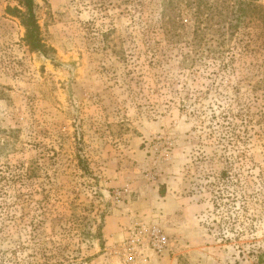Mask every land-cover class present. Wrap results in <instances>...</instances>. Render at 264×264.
<instances>
[{"label": "rangeland", "instance_id": "obj_1", "mask_svg": "<svg viewBox=\"0 0 264 264\" xmlns=\"http://www.w3.org/2000/svg\"><path fill=\"white\" fill-rule=\"evenodd\" d=\"M194 2L0 0V264H264V30Z\"/></svg>", "mask_w": 264, "mask_h": 264}, {"label": "trees", "instance_id": "obj_2", "mask_svg": "<svg viewBox=\"0 0 264 264\" xmlns=\"http://www.w3.org/2000/svg\"><path fill=\"white\" fill-rule=\"evenodd\" d=\"M19 1L22 4L23 10L17 8L10 9L12 11L16 10L19 17L21 18V21L26 29L25 41L27 45H29L32 50H37L47 54L48 50H50V47L43 41L41 28L35 12L34 0ZM194 1V7L196 8L199 19H201L204 13H207L208 17L213 16V14L215 15L213 7H210L208 4V0ZM216 14L221 15V21H224L223 23H225L222 28L224 29L223 33L225 35H229V43H232L234 37H236L242 27L251 25L253 28H263L264 30V4L261 2V0H229L226 12L222 14V11H217ZM197 29L200 30V27ZM197 37L199 39L202 38L200 36V32L199 35L197 34ZM250 37V40H248L242 46L239 52L240 56H245L246 54L248 55L249 53L258 50L256 48L257 44H255L258 42V37ZM197 45V42L192 44L193 47H196L195 50L198 49ZM234 58L235 56L229 57V66L233 65ZM240 61L242 62L243 59ZM236 70V67L232 68L233 72Z\"/></svg>", "mask_w": 264, "mask_h": 264}, {"label": "built area", "instance_id": "obj_3", "mask_svg": "<svg viewBox=\"0 0 264 264\" xmlns=\"http://www.w3.org/2000/svg\"><path fill=\"white\" fill-rule=\"evenodd\" d=\"M148 243L157 252H162L168 246V238L161 228H152L148 234ZM141 244L136 233L132 234L128 240V245L136 249Z\"/></svg>", "mask_w": 264, "mask_h": 264}, {"label": "crops", "instance_id": "obj_4", "mask_svg": "<svg viewBox=\"0 0 264 264\" xmlns=\"http://www.w3.org/2000/svg\"><path fill=\"white\" fill-rule=\"evenodd\" d=\"M171 220V219H170ZM159 258H161V261H156L157 263H159V264H169V263H171L172 264V262L173 261H171L170 260V258L169 257H167L166 255H164V256H162V257H159ZM156 259V258H155ZM158 259V258H157Z\"/></svg>", "mask_w": 264, "mask_h": 264}]
</instances>
